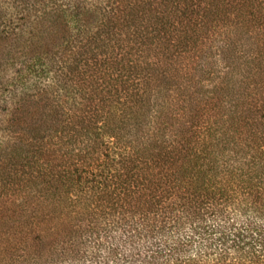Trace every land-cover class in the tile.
Here are the masks:
<instances>
[{
	"label": "trees",
	"instance_id": "obj_1",
	"mask_svg": "<svg viewBox=\"0 0 264 264\" xmlns=\"http://www.w3.org/2000/svg\"><path fill=\"white\" fill-rule=\"evenodd\" d=\"M0 264H264V0H0Z\"/></svg>",
	"mask_w": 264,
	"mask_h": 264
}]
</instances>
